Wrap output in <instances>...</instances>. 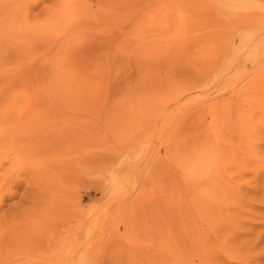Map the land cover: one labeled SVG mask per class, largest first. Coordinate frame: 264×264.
<instances>
[{
	"label": "rangeland",
	"instance_id": "374dc122",
	"mask_svg": "<svg viewBox=\"0 0 264 264\" xmlns=\"http://www.w3.org/2000/svg\"><path fill=\"white\" fill-rule=\"evenodd\" d=\"M0 264H264V0H0Z\"/></svg>",
	"mask_w": 264,
	"mask_h": 264
}]
</instances>
